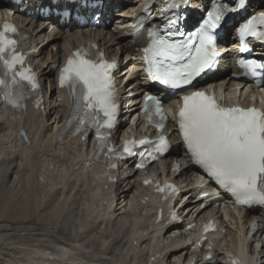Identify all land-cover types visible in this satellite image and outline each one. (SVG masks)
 <instances>
[{
    "label": "snow or ice",
    "instance_id": "6c2138e0",
    "mask_svg": "<svg viewBox=\"0 0 264 264\" xmlns=\"http://www.w3.org/2000/svg\"><path fill=\"white\" fill-rule=\"evenodd\" d=\"M68 3L81 9L89 7V0H68ZM190 3L191 0H165L164 7L159 10L160 26L152 25L145 30L149 37V43L143 48L147 72L152 80L173 91L191 85L205 69L211 70L223 58V54L218 51V33L215 30L226 14L236 11L235 8L221 4L219 0H211V8L202 24L194 32L184 33L177 27L183 17L169 16V12L171 9L189 6ZM150 6L145 5L146 8ZM54 7H60V0H55ZM140 23L142 25L144 21ZM257 25H264V11L254 14L245 24L239 33L241 39L255 36L264 41V32H258ZM16 31L14 26L7 24L4 31H0V61L10 73V79H0V85L5 87L6 102L19 109L26 97L23 92L14 95L12 85L26 81L36 90L39 84L30 71L26 73L16 70L17 65H23V57L15 53L16 40L8 35ZM10 51L11 58L6 59ZM88 51H77L72 55L61 72L60 84L68 86L74 96V110L69 126L77 123V133L87 131L86 125L94 128L99 158L106 146V133L110 134L116 123V89L112 71L118 65L107 62L99 51L96 52L99 57L97 61L87 59ZM239 65L246 70L247 76L264 83V62L242 59ZM144 111L150 117L158 116L157 126L164 127L166 117L161 109V101L154 96H147ZM179 128L194 164L199 165L210 179L233 194L241 204L264 206V111L256 108L220 107L213 97L196 91L183 97ZM168 148L167 139L161 136L147 152V156L156 160ZM108 151L114 154L115 150L109 148ZM123 152L133 155L132 143ZM110 167L116 165L110 164ZM168 187L172 188L171 185Z\"/></svg>",
    "mask_w": 264,
    "mask_h": 264
},
{
    "label": "rangeland",
    "instance_id": "374dc122",
    "mask_svg": "<svg viewBox=\"0 0 264 264\" xmlns=\"http://www.w3.org/2000/svg\"><path fill=\"white\" fill-rule=\"evenodd\" d=\"M2 15L3 13L0 12V16ZM112 28L113 29L110 30L111 32L115 28L114 25ZM49 35H51V33L46 32L42 34L38 42L39 49H42V45H45L42 42L46 43L44 40L48 38ZM67 35L68 34L65 33L54 43L55 45L56 43L59 44L56 49L54 48L55 45H48L46 48L43 47L45 55L37 61L38 64L42 62L45 63V61L49 59L50 53L56 54L60 52V47L64 49L63 47L68 46L72 40L66 37ZM79 35L81 36V33ZM112 49L113 53H117L118 47L114 46ZM121 58L123 59L124 57L121 56ZM43 59L45 61H43ZM127 69L128 66L125 64L121 71L127 72ZM46 90L45 87V91ZM221 97L229 99V92L222 94ZM47 103L51 107L55 105V108L47 118L49 132L47 133L46 140L43 141L42 137L38 135L36 141L32 145L26 143L27 146L25 145L24 147L20 143H12L13 137H9L17 119L14 117L8 119L5 109H0V120L4 122V129L0 131V181L7 169H12L15 165L20 166V170H16L13 174L11 182L5 187L0 188V197L3 200L0 201V210L3 206L2 203H6V197H12V199H8H10L12 203L17 204L19 202L21 204L22 199L25 197L31 200L33 199L36 203L35 209L33 208L34 212H36V219L38 220V218L45 217L51 220V215H55L56 218L60 217L58 223L62 224L61 227L64 229V232H56L57 229L53 228L51 225L45 227H39L38 225H23L22 219L24 216L20 212L19 205L16 204L15 208H17H13V212L8 213L7 216L16 217L17 223L8 222L0 224V258L2 260H14L18 263L19 259L24 256L22 252L27 253L26 251H28V255H30V253L40 255L45 254L44 251L46 250L52 251L55 248V250L64 249L66 250L65 252L75 253L74 258L78 259L72 261H76L80 264H146L151 246L148 243L132 246L130 244L132 242L131 236L135 233V240L138 242L141 235L158 237L159 239H156L159 241L160 244L158 245L163 253L174 246L178 240L191 243V238L195 236V233L193 231H184L182 228L173 229L166 234H161L159 237V233L157 234V231H153L150 226L152 223L150 220L151 214L153 213V209L150 205L142 206L137 209V212H133V209L129 207L131 200L141 192L139 187L136 186V184L139 185V177L137 176H135L131 182V184H134L136 187L129 193V197L118 194L117 198L113 200V208L116 204L122 202L123 205L126 204L122 212H126V214L118 217L116 221L113 218V221L109 224H101L102 218L98 216L97 212L101 210L99 201L103 198V195L99 196L96 191L98 169L95 166L82 168L87 154L86 150L80 146L73 145L71 146L72 149L66 148L67 150L54 146L52 132L60 116L66 110V103L57 93L50 94ZM128 122L123 127V132L130 131L131 129L133 130V125ZM45 141L53 145L46 148ZM17 156H19V160L16 161L15 159ZM33 158L35 159L34 177L36 178L34 186L35 189L39 191L38 195L35 194V190V192L32 191V189L29 191L28 188L24 190V187H22V181L28 180L29 178L25 168L29 167H27V163L32 162ZM62 159L69 160L71 165L66 167L62 163ZM154 168L153 171L158 172V169ZM180 171L181 161L179 159V161L172 164L169 174L178 175ZM61 179L64 180L62 181ZM185 181L187 186L193 189L201 182L200 178L190 173L185 176ZM122 188L123 191H129L131 185L126 186V184H124ZM126 193L127 192H125V194ZM92 199L95 200L93 211L97 216L93 217L89 223H86L83 214L88 209ZM10 200H8V203L10 202L11 204ZM201 207H204V205H201ZM197 208L198 205L193 212H191L189 208H185L181 210L180 214L187 222H190L196 219L199 213L197 212ZM211 213H217V216L223 215L224 217L223 228L225 234L220 236L216 241L215 250L213 251L214 260L223 261L227 250L233 246L237 238L242 234V229L244 228L243 214L238 210L232 209L229 204L226 203H223L221 207L218 205L208 207L203 217L207 218ZM249 220L250 223L247 228L250 234L253 235V248L259 249L261 245H264V232H261V228L264 229V216L258 214L251 217ZM94 225L100 228H95ZM94 229L97 230L94 231ZM258 230L259 232L257 233ZM92 243H95L94 246H91ZM36 254H34V256ZM79 254L85 255V258L79 257ZM200 258L199 251H194L193 248H191L187 252H181L171 257L169 260L160 255L156 264H189L192 259H196L197 264H200ZM66 263L67 261H65V264Z\"/></svg>",
    "mask_w": 264,
    "mask_h": 264
},
{
    "label": "bare ground",
    "instance_id": "6f19581e",
    "mask_svg": "<svg viewBox=\"0 0 264 264\" xmlns=\"http://www.w3.org/2000/svg\"><path fill=\"white\" fill-rule=\"evenodd\" d=\"M109 3H110L111 9L113 7L121 8V6H122V4L118 0H109ZM140 3H141L140 0H131V2L129 3L130 7L127 8V10H126L127 14H119L117 19H113V20L111 19L112 22L119 25L118 27H115L116 30L113 32H108V33H103V34H100V33L99 34H97V33L93 34V33L88 32L87 30H84L81 28H78L75 31H71L66 36V37H69L70 40H72L70 42V44L66 47H63L64 49H61V47H60V49H59L60 52H58L56 54L50 53L49 59H47L46 61L43 59V61H45V63L42 62L41 64H38L37 61L40 60L43 57V55H45V50H43V49L46 48L48 45H52V46L55 45L54 43L56 41H58L62 37V35H64L63 34L65 32L64 30L67 28H71L73 26L75 27V25L69 24V25L60 26L59 30L56 32L55 35H53V34L49 35V37L44 40V41H46V43L42 42L43 44H45L44 48H42V50L39 51L38 54H35L33 57V61L36 63V68H37L38 73L40 74L42 81L44 83L48 82V84H50L49 90H51L52 93L55 92V90H56V83H54V81H53V77L55 76V73H56L54 68H53L54 64L60 63L62 57H64V55L66 56V54L68 52H70L71 49L75 48L76 46L80 45L81 43H83L86 40L93 39V40H96L100 44V46L105 50V52L108 56L111 55L112 57H116V53H113V49H112L114 46H116V47H118L120 54L123 53L125 56L129 57V60L127 63V65L131 64L130 69H129V78H128L129 81L123 83L122 79L125 78L126 75H124V77H123L121 71L118 74L119 78H120V101H121L122 106L124 107L123 108V114L127 115L130 112H133V111L136 112L139 109V107H138V101L139 100L138 99H139L141 92L142 91H152L150 86H148V83L146 81V77L144 76V73L142 71L141 59H140L139 54L137 53V46L134 45V43H133L134 40L131 38L130 34L128 33L129 30L127 28L128 24L132 18L130 15H128V12L129 11L131 12L132 10H136L137 8H139ZM257 4L259 6L263 5L264 0H252V9L256 8ZM194 17H195V15L193 14L191 19ZM53 22L56 24L58 23L56 20H53ZM45 30H47V27L45 29L39 30L36 33V35L31 34V32H28V34L31 36L30 42L32 45H34V47L36 49H37L36 45L39 42V40H40V38H41V36ZM80 33H81V36L79 35ZM107 35H108L109 39L106 38ZM58 46H59V44L56 43L54 48L56 49V47H58ZM227 50H228L227 52H229L227 57L233 56L230 53L234 52V47H228ZM239 85H240V83L237 80H235L234 78H230L229 83L226 85V88H227V90H230L231 88H234L235 86H239ZM232 90H234V89H232ZM234 91L236 92L237 90L235 89ZM243 92L248 93L249 90H243ZM58 94L60 97H63L67 107H66V110L63 112V114L60 116L59 121L57 122L56 127L52 132L53 138H54L55 134H57V136H59V139H56L57 143H55L54 146L63 148L64 150H67L66 148L72 149L71 146H73V145H75V146L79 145L82 147V144L80 143V141L78 139H73V140L68 141L67 137L65 135L66 133H63V130L65 129L64 122H67V120L69 118V113L71 112V109H69V107H71V103L63 91H59ZM262 97L264 99V93L262 94ZM45 107H46L45 110L43 112H41L40 114H38L37 112L31 111V113H29L28 111H26L22 115L10 113L6 109L8 115H10V116L12 115L15 119H17L16 123H14L15 124L14 125L15 131L12 132L13 134H10V136L14 137L12 140V143L15 142L18 144V140L16 139V135L20 132L21 129H23L24 132L31 139V141H30L31 145L36 141V138L38 137V135H37L38 132L40 134L39 136L42 137V140L43 141L46 140L47 133L49 132V128L47 125H45V120H47V117L50 115L51 111L55 108V105L53 107H51V106H48V107L45 106ZM36 123L39 126H37ZM123 125H124V123H123V121H121V123L119 125V130L123 129ZM3 129H4V122L2 120H0V131H3ZM172 135H174V134H172ZM61 136H63V142L61 141ZM7 142H9V141H7ZM44 143H45L46 148L53 145L52 143H49L46 141ZM172 154H174L173 157L178 156L180 161H181V171L173 179H175V181H179V183H181V182L186 183L185 176L189 173L190 174L195 173V169L187 161L186 156L184 155V150L181 149L180 146H175L172 150ZM34 158H33L32 162L27 163V167L28 166L29 167L25 168V170L28 174V177H29L28 180H23V181L21 179L20 180L22 181V187H24V190H25V188H28L29 191H31V189H32V191L35 190L36 191L35 194L38 195L39 191L37 189H35V186H34V184H35L34 182L36 179L34 177V165H35V161H34L35 159ZM15 160L16 161L19 160V156H17ZM4 161H5V159H4ZM87 161L91 162L88 159V155H87L86 162ZM62 163L66 167H69V165H71L70 161L67 159L66 160L62 159ZM160 164L162 165L163 162H160ZM82 168H83V166H82ZM18 169L20 170V166L15 165L14 168H12V169L9 168L5 171L6 173L4 174V176L2 175V180L0 181V188L5 187L6 185H8L11 182L13 174ZM137 174H138V171L134 170L133 166L128 164V165H126L125 168H121L120 171L117 172V174H114V177L117 179L116 184H106L105 186H101L99 184V186L96 187V191H97V194L99 196L103 195V193L105 194V197L99 201L101 210H100V212H97L98 216L100 218H102L101 224H109L113 221V218L116 221V219L118 217H121L124 214H126V212L122 213L124 207H126V204L123 205L122 204L123 202H122L120 204H116V206L113 208L114 201L112 200L113 198H111L110 196L113 194L114 198H115L118 194H120V195H124V197H127V196L129 197V193L136 186L139 187V189L141 190V184H139V185L136 184V186L134 184H131L133 178L135 176H137ZM98 179H99V182L102 179V173H100V171L98 172ZM124 184H126V186L131 185V189H129V191H123L122 187ZM181 188L182 189H186V188L189 189V187H187V184H185L184 186H181ZM105 189H107V190H105ZM190 190L186 189V192H188V194L192 197L188 200L189 206L186 205L185 208L194 209V207L197 205V203L198 202L202 203L203 200H201V198H200L201 192L199 190H196V189H190ZM125 192H127L128 194L127 193L125 194ZM145 192L146 191H144L143 193H145ZM30 194H31V192H30ZM139 197H140V194L138 196L133 197V199L131 200L130 206H129L131 209L139 208L140 206H142L139 202V200H140ZM2 198H4V197H2ZM8 198H10V197H6V203L5 204L2 203L3 206L1 207V210H0V224L1 223H8V222L15 223L17 221L16 217H14L15 218L14 219L13 217L7 216L8 213L13 212L12 210H13V208H15V206L17 204V203H12V201L10 200V199H12V197L10 199H8ZM94 199H92L91 203L89 204L88 209L83 214L84 220L86 223H89L93 219V216L97 215L93 211L94 210L93 209L94 208V202H95ZM150 199H152L151 196H150ZM8 200L11 201V204H10V202L8 203ZM0 201H3L1 199V197H0ZM35 204H36L35 200H33V199L31 200V199H28L26 197L24 199H22L21 204H20V202L17 204V205H19L20 212L24 216V218L22 219L23 225H25V224L26 225H38L39 227L40 226L45 227V226L51 225L53 228L57 229V231L55 230L56 232L60 231L63 233L64 229L61 227L62 224L58 223L60 217L56 218L55 215L54 216L51 215L52 216L51 220H48L45 217H41L40 219L37 217L38 220L36 219V212H34V210H33V208L35 209ZM206 209H203L202 211H200L198 213L197 218L198 219L200 218L199 219L200 221L204 220L203 215L205 214ZM61 214H62V212H61ZM107 215L109 216L108 218L105 217ZM210 218H213L219 224V221L217 220L216 216H213V217L211 216ZM199 220L195 219V220H193V222L197 223V221H199ZM249 223H250L249 218L244 216V228L242 229V234L245 230V225H248ZM189 224H191V222L187 223L185 225L181 224V225L166 226L165 223H161L159 225H156L153 221L150 226L153 229V231H155V232L157 231V234L159 233L158 236L160 237L161 234H166L173 229H179L181 226L186 227ZM95 228H100V227L95 226ZM95 230H97V229H94V231ZM258 232H259V230L257 231V233ZM261 232L263 233L264 229L261 228ZM218 234L220 235L221 233H218ZM242 234L237 238V240H239L242 245H239L238 248L237 247L235 248V246H234L233 249L235 251H237L240 258L243 260L244 264H256L254 262V260L252 258L248 257L247 254L245 253L244 241L246 240V236L243 237ZM131 237H132L131 241L133 242V240L136 239V233L134 235H132ZM156 238H158V237H156V236H154V237L150 236L149 237V236L141 235L140 240L137 243V245H139V244L142 245L144 243H148L151 246V251H150L151 256H154V255L159 253L160 255L163 256V258H166L168 260L171 257H174L181 252H187L194 245V243L190 245L189 242H182V241L178 240V241H176L174 246H172L169 250H167L165 253H163L160 250V246L158 245L160 243H159V241H157ZM208 238L212 244L215 243V240H213L212 237H208ZM132 242L130 243L131 245H132ZM197 242L195 243L196 246H197ZM94 244L95 243H92L91 246H94ZM209 245L210 244H205L204 248L208 247ZM54 250H55V248H54ZM61 251L64 253L63 257L68 255V252H65L66 250L61 249ZM263 251H264V245L262 247V252ZM26 252L27 253L22 252L24 256H23V258L19 259L18 263L14 260L5 261V260H2L1 258H0V263L1 264H21V263H25V264H58V261H56V260H53V261L46 260L44 258V254H40V255L36 254L34 256V254H31V253H30V255H28L29 252L28 251H26ZM209 252L211 253V251H209ZM22 253H18V254H22ZM44 253H45V251H44ZM52 253L54 254V256L56 255L55 251H53ZM190 261H192V260H190ZM194 264H197V262ZM213 264H228V263H226L225 260H223V261L218 260Z\"/></svg>",
    "mask_w": 264,
    "mask_h": 264
}]
</instances>
